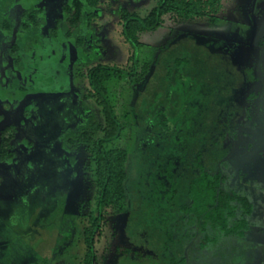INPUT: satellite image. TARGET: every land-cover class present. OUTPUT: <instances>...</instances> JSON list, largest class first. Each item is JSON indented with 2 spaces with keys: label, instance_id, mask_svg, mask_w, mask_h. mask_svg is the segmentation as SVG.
<instances>
[{
  "label": "rangeland",
  "instance_id": "374dc122",
  "mask_svg": "<svg viewBox=\"0 0 264 264\" xmlns=\"http://www.w3.org/2000/svg\"><path fill=\"white\" fill-rule=\"evenodd\" d=\"M73 1L0 0V131L11 126L14 151L12 158L0 163V264L84 262L85 230L92 218L99 216L98 190L92 176L83 171L86 153L68 140L93 117L102 118L96 99L87 96L88 69L99 63L127 67L130 57L138 64V74L146 63L150 65L149 74L138 82L115 79L109 87V97L122 123L121 134L109 147L124 148L130 154L131 192L139 189V175L144 174L141 164L153 166L152 159L140 155L146 148V135L152 130L149 127L155 123L152 102H142L139 112V97L141 93L144 96L149 77H154L157 86L166 80L178 58L198 62L212 60L213 56L220 62L221 53L226 52L238 59L239 67L256 69L260 61L264 67V0H259L257 14L253 11L255 0H224L217 23L168 21L156 31L143 33V44L137 48L121 33L122 11L127 9L144 17L157 0H102L92 20L85 17L69 37L64 5ZM36 11L37 22L33 23L28 16ZM79 38L82 45H78ZM223 66L229 68V63ZM174 69V74L186 72V66ZM165 82L167 86L164 83L165 87L156 93V102L166 91L174 92V99L157 104L158 111L165 110L172 133L204 109L206 100L201 96L205 95L203 88L189 94L187 83L197 85L198 80H189L187 75L182 80L171 78ZM247 85L249 88H241L244 94L249 89L261 91L260 81ZM181 86L185 93H179ZM218 99L223 102L226 97L219 95ZM191 109L195 111L191 113ZM257 122L260 127L256 130L242 128L248 135H241L236 142L235 162L247 172L243 192L253 198L256 214L263 217L264 188H254L251 182L254 178L260 182L258 172L262 170H253L250 164L264 158V118L260 116ZM249 139L254 142L247 149L245 140ZM262 163L264 167V159ZM252 170L257 173L253 175ZM139 192L142 203L133 213L139 216L137 228L129 211L108 213L93 229L95 264H168L175 254L172 242L168 241L165 249L167 237L159 226L170 216L162 212L166 206L163 194L143 189ZM136 199V194L130 197L131 201ZM184 264H252L250 244L240 237L220 240L215 247L198 253L190 251Z\"/></svg>",
  "mask_w": 264,
  "mask_h": 264
},
{
  "label": "trees",
  "instance_id": "16d2710c",
  "mask_svg": "<svg viewBox=\"0 0 264 264\" xmlns=\"http://www.w3.org/2000/svg\"><path fill=\"white\" fill-rule=\"evenodd\" d=\"M101 1L74 0L71 4L64 5L70 27L67 33L69 37L73 34L72 30L82 24L85 17L87 21L92 20ZM223 2L224 0H157L156 6L144 17L124 9L121 33L125 41L137 48L143 44L141 41L143 33L156 31L166 26L168 21L173 24L193 20L217 23ZM87 9H91L90 12ZM258 11L256 7V14ZM37 14L38 11L28 16L33 23L37 22L35 19ZM82 44V39L79 38L78 45ZM131 58L129 62L132 66H129L130 63L127 67L99 63L88 69L90 91L87 96L96 99L102 118L97 120L93 117L68 140L71 145L81 147L86 153L83 171L86 176L88 174L92 176L91 181L98 190L99 216L92 218L91 226L85 230L87 253L83 264H95L96 240L92 231L106 219L108 213L117 215L130 211L133 227L137 228L139 216L133 213L142 203V192L140 193L139 189L162 193L165 199L166 206L162 212L165 211L170 216L162 220L159 226L167 237L165 249L168 248V241L176 248L175 254L172 253L169 257L168 264H184L190 251L198 253L215 247L220 240L232 237L245 238L256 207L251 198L243 192L248 180L247 172L235 162L237 155L235 145L241 140V135H248L247 131L242 130L243 127L250 126L255 130L260 127L257 121L260 116L264 118V93L261 104L258 105V95L250 90L244 94L241 88H249L248 82L254 83L264 79L263 67H260L261 75L254 77V70L239 67L240 62L233 59L230 52L221 53L220 62L213 56L212 60L205 58L198 62L178 58L170 72L166 74L168 76L166 80L171 78L182 80L185 75L189 80H198L197 85L187 83L186 89L190 90L189 94L194 95L199 87L203 88L205 95L201 96L206 100V106L193 115L187 124L184 121L180 127L174 128L172 133H169L170 120L165 110L158 111L157 104L165 99H174L175 94L166 91L163 99H158L157 103L156 93H159L165 84L167 86V83L165 80L155 86L154 77H149L144 96L141 93L139 97V112L142 102L148 101L149 104L152 102L155 123L148 126L152 130L148 131L149 136L146 135L148 138L146 148L140 155L144 159H152L154 168L141 164V171L144 172L139 175L141 184L139 183V189L130 192V154L124 148L109 147L122 131L120 117L109 97V87L115 79L127 78L136 83L149 74L148 63L138 74V64L136 61L132 63ZM226 62L229 63V68L223 66ZM178 66H186L185 74L182 75L180 72L174 74V68ZM198 70H201V73H198ZM180 92L185 93L182 86ZM219 95L226 99L221 102L220 96L218 102ZM194 111L191 109V113ZM255 114L257 119L251 121ZM144 115L146 118L149 117L146 112ZM10 132L11 126L1 129L0 163L14 155V151L11 150L13 134ZM245 142L246 148L249 149L253 146L254 140L249 139ZM263 159L251 163V168L261 169ZM245 165L247 166L246 163ZM147 183L151 184L146 187ZM147 192L145 194H148ZM132 193L136 194L138 199L131 201ZM127 252L131 250L128 249Z\"/></svg>",
  "mask_w": 264,
  "mask_h": 264
},
{
  "label": "crops",
  "instance_id": "0c3cea01",
  "mask_svg": "<svg viewBox=\"0 0 264 264\" xmlns=\"http://www.w3.org/2000/svg\"><path fill=\"white\" fill-rule=\"evenodd\" d=\"M261 170L262 172H258V175L261 176L260 182H256L255 178L251 180L254 188L257 186L264 188V167H262ZM255 173L257 172L253 171L252 174L254 175ZM251 200L253 201V198H251ZM250 221V229L245 238L250 244L252 264H264V216L262 217L255 212L250 218Z\"/></svg>",
  "mask_w": 264,
  "mask_h": 264
},
{
  "label": "flooded vegetation",
  "instance_id": "af4514ba",
  "mask_svg": "<svg viewBox=\"0 0 264 264\" xmlns=\"http://www.w3.org/2000/svg\"><path fill=\"white\" fill-rule=\"evenodd\" d=\"M257 5H258V3H257V0H255L254 1V3H253V11H254V13H256L255 11H256V7H257ZM256 30V29H255ZM252 45L254 46V44H253V42H252ZM261 51H262V54H264V47H261ZM260 67H262V64H261V61H260V63L256 66V69L254 68L253 70V76L254 77H257V76H260L261 75V71H260ZM263 69H264V67H263ZM258 72L257 74H255V72ZM263 78V77H262ZM257 81H260V83H261V91L260 92H258V93H256L255 91H253V94H257L258 95V105H260L261 104V99H262V95H263V93H264V79H262V80H257ZM255 83V82H254ZM250 90V89H249ZM251 91V90H250ZM252 92V91H251ZM257 119V116H256V114L254 115V117L252 118V120L251 121H255ZM3 129V128H2Z\"/></svg>",
  "mask_w": 264,
  "mask_h": 264
},
{
  "label": "water",
  "instance_id": "95a60500",
  "mask_svg": "<svg viewBox=\"0 0 264 264\" xmlns=\"http://www.w3.org/2000/svg\"><path fill=\"white\" fill-rule=\"evenodd\" d=\"M257 33H258V28L256 27L255 37H254V40H253V44H254L255 38H256V36H257Z\"/></svg>",
  "mask_w": 264,
  "mask_h": 264
}]
</instances>
